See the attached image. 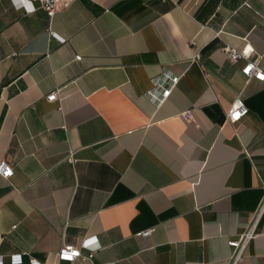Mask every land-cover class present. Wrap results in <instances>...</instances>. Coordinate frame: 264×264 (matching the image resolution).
Instances as JSON below:
<instances>
[{
  "label": "crops",
  "instance_id": "obj_1",
  "mask_svg": "<svg viewBox=\"0 0 264 264\" xmlns=\"http://www.w3.org/2000/svg\"><path fill=\"white\" fill-rule=\"evenodd\" d=\"M26 1L0 0L1 264H229L264 200V82L221 49L264 69V0ZM256 234L237 264H264V212Z\"/></svg>",
  "mask_w": 264,
  "mask_h": 264
},
{
  "label": "built area",
  "instance_id": "obj_2",
  "mask_svg": "<svg viewBox=\"0 0 264 264\" xmlns=\"http://www.w3.org/2000/svg\"><path fill=\"white\" fill-rule=\"evenodd\" d=\"M41 9L45 13L52 17L53 14L59 7L66 8L71 5L74 0H36ZM21 8L25 12H33L35 7L31 2L26 0H21ZM31 9V11H29ZM218 35V33H215ZM223 54L231 62L244 61V65L241 69L242 75L246 80H256L258 82H264V69L261 68L258 64V59L255 57L254 51L249 44H245L241 48H235L230 45H225L222 49ZM200 54L196 52L191 62L199 63ZM80 57L76 56L75 60L80 61ZM179 81V77L174 76L169 78V86H161L159 97L157 98V104H162L170 95L172 88ZM150 95V92L149 94ZM59 98V91H54L46 97L48 102H53ZM247 108L244 106L243 101L240 97H236L234 102L231 105L230 110L226 115V121L230 124L238 123L242 117L247 114ZM71 155H69L68 160L72 161ZM13 175V169L9 163L6 161L0 162V176L4 180H9ZM264 212V200L261 203V206L258 208L257 212L253 215L251 222L247 226L246 230L239 234L238 237L234 240L228 242V246L233 249L232 258L229 264H237L242 257V254L247 247V245L257 236L256 228L259 223L260 217ZM153 229L145 230L136 234L138 237H147L152 233ZM93 244V238L84 240L79 248H74L73 246H64L61 251L58 253L57 257L59 261H66L73 263L76 260H89L92 257L93 252L91 251V246ZM89 251L88 254L84 255L82 251ZM1 264V262H0ZM31 264H35L34 261Z\"/></svg>",
  "mask_w": 264,
  "mask_h": 264
},
{
  "label": "clouds",
  "instance_id": "obj_3",
  "mask_svg": "<svg viewBox=\"0 0 264 264\" xmlns=\"http://www.w3.org/2000/svg\"><path fill=\"white\" fill-rule=\"evenodd\" d=\"M29 11H31V9H29Z\"/></svg>",
  "mask_w": 264,
  "mask_h": 264
},
{
  "label": "snow or ice",
  "instance_id": "obj_4",
  "mask_svg": "<svg viewBox=\"0 0 264 264\" xmlns=\"http://www.w3.org/2000/svg\"><path fill=\"white\" fill-rule=\"evenodd\" d=\"M18 259V258H17Z\"/></svg>",
  "mask_w": 264,
  "mask_h": 264
}]
</instances>
